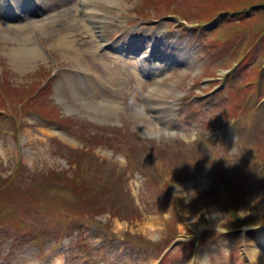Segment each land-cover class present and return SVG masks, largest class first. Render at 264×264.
Wrapping results in <instances>:
<instances>
[{"label":"rangeland","instance_id":"obj_1","mask_svg":"<svg viewBox=\"0 0 264 264\" xmlns=\"http://www.w3.org/2000/svg\"><path fill=\"white\" fill-rule=\"evenodd\" d=\"M89 1L0 16V264L264 263V0Z\"/></svg>","mask_w":264,"mask_h":264},{"label":"bare ground","instance_id":"obj_2","mask_svg":"<svg viewBox=\"0 0 264 264\" xmlns=\"http://www.w3.org/2000/svg\"><path fill=\"white\" fill-rule=\"evenodd\" d=\"M8 1V2H7ZM89 0H80L81 3L85 4V3H88ZM7 2V3H6ZM90 2V1H89ZM95 2V1H94ZM96 4V3H95ZM60 5V4H59ZM65 5V4H64ZM99 5V4H98ZM46 7L45 3L43 2V0H0V15H6V16H9V15H17L19 17H26V12L29 10V12H36V13H39L41 12V10H44V8ZM49 8V7H48ZM74 9V8H73ZM85 9V8H84ZM60 10V9H59ZM82 10V9H81ZM39 11V12H38ZM64 13H67L69 11H72L71 9V6H64L63 10H62ZM49 12V11H48ZM63 12L61 14H63ZM76 12V11H75ZM92 11H86L84 10L82 13L83 15L86 16V18L92 23V27L95 28V30H97L98 34L100 36H102V26H103V23L105 21V19L102 17L100 20H94L92 18H94V16L90 15L92 14L91 13ZM108 12V11H107ZM28 13V12H27ZM35 13V14H36ZM58 15V14H57ZM89 16H92L89 17ZM28 18V17H27ZM108 21V20H106ZM51 23V22H50ZM160 29L156 30L154 33H150V31H145V35H151L150 36L151 40H149L147 43L148 45L146 46V48L142 51L141 48L139 47V45H133L132 43V51H139V54H137V58L136 59V64H139V65H142V60L144 61H147V59H149L151 61V67H152V70L154 71V75H156L158 73V69L160 68L161 70V63H163V60L166 59V57L162 56V54H158V55H155L157 52H158V49L159 47H157V45H159V41H157L156 43V38L158 37L159 35V31ZM158 39V38H157ZM62 41V40H61ZM65 41V40H64ZM29 42V41H28ZM60 42V41H59ZM58 42V44H59ZM66 42V41H65ZM68 42V41H67ZM72 42V41H71ZM83 42V41H81ZM151 42V43H150ZM61 43V42H60ZM64 43V42H62ZM70 43V42H69ZM61 45V44H59ZM68 46H70L68 44ZM102 46H107V44L105 43V41H101L99 43V47H102ZM63 47V46H61ZM66 46H64V49ZM142 47V46H141ZM24 48V47H23ZM26 48V47H25ZM73 48V47H72ZM122 48V47H121ZM158 48V49H157ZM40 50V48H39ZM68 50V49H67ZM26 51V50H25ZM37 52V49L35 47L32 48V50H28L27 52H24L25 56L27 57L29 54V57L31 55L34 54V52ZM73 51H74V48H73ZM79 51V50H78ZM130 51V52H132ZM20 52V51H19ZM43 52V51H42ZM77 52V51H76ZM74 54V53H73ZM77 54V53H76ZM44 55V54H43ZM71 55V54H69ZM37 57V56H36ZM163 57V58H162ZM23 58V57H22ZM21 58V59H22ZM33 58V57H32ZM31 58V61H33ZM119 58V57H118ZM116 59V58H115ZM23 60V59H22ZM36 61V60H35ZM91 63V62H90ZM89 63V64H90ZM75 64V63H74ZM168 64V63H167ZM134 65V64H133ZM126 67V66H125ZM85 69V68H84ZM160 72V71H159ZM65 78V77H64ZM67 78V77H66ZM117 79V78H116ZM68 80V79H67ZM74 78H72V90L75 91L76 93H79V94H82L83 93V88H82V84H84V80L83 81H80V82H73ZM82 80V79H81ZM66 82V81H65ZM68 85V84H67ZM69 86V85H68ZM71 86V85H70ZM86 88V87H85ZM66 89V88H65ZM69 92V91H68ZM77 96V95H76ZM84 106H86V109H89L90 106L93 104L91 103L90 101H85L84 102H81ZM81 104V105H82ZM88 106V107H87ZM158 110L156 111V114L155 116L157 117V119H161L163 117L162 113H161V108H157ZM165 114V113H164ZM170 120V119H169ZM152 121V120H151ZM155 126V125H154ZM156 127V126H155ZM154 130H158V129H154ZM164 131V130H163ZM254 253H255V256H257L256 258H259L260 257V253L258 252V250L256 249H253ZM259 256V257H258ZM261 260V263H263V259H260Z\"/></svg>","mask_w":264,"mask_h":264},{"label":"trees","instance_id":"obj_3","mask_svg":"<svg viewBox=\"0 0 264 264\" xmlns=\"http://www.w3.org/2000/svg\"><path fill=\"white\" fill-rule=\"evenodd\" d=\"M238 1L240 2L241 0H238ZM254 1H257V0H254ZM253 3H255V2H252L251 4H253ZM215 4H219L218 7L217 6L214 7ZM222 4H223V0H210V1H207V2L205 1L204 4L202 3V6H203V8L205 6L206 10L204 12H202V13H199V14H203L205 16L206 20H204V21H208L210 19H214L218 13L229 11V9L227 7H225L224 4L223 5ZM169 8H170V6H169ZM169 11H171V13H175V11L177 12V10H174L173 8H170ZM184 11L186 12V10H184ZM187 16L188 15L186 14V17ZM222 39H224V38H222ZM246 154H248V153L246 152ZM260 164L262 165V167H259V169H260V171H263L262 169H263V166H264V161H261ZM263 173H264V171H263ZM74 181L75 180H73L72 182H74ZM79 184L80 185H85L86 183L84 182V179H83L82 182H80ZM78 188L80 190H82L81 186H79Z\"/></svg>","mask_w":264,"mask_h":264}]
</instances>
